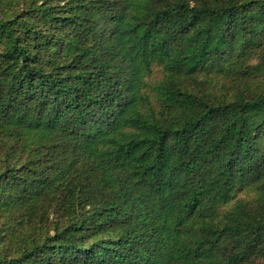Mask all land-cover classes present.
Listing matches in <instances>:
<instances>
[{"label":"trees","instance_id":"16d2710c","mask_svg":"<svg viewBox=\"0 0 264 264\" xmlns=\"http://www.w3.org/2000/svg\"><path fill=\"white\" fill-rule=\"evenodd\" d=\"M0 264H264V0H0Z\"/></svg>","mask_w":264,"mask_h":264},{"label":"rangeland","instance_id":"374dc122","mask_svg":"<svg viewBox=\"0 0 264 264\" xmlns=\"http://www.w3.org/2000/svg\"><path fill=\"white\" fill-rule=\"evenodd\" d=\"M162 76H163V73H162L161 67L155 66L153 69V74L149 77V81L155 84L160 81ZM253 198H254V193L251 192L248 188L237 187L234 192V200L227 206H220L219 208H217V210L220 213H223L231 209L232 207L236 206L239 201H250Z\"/></svg>","mask_w":264,"mask_h":264}]
</instances>
